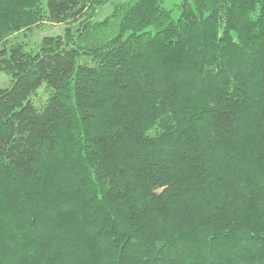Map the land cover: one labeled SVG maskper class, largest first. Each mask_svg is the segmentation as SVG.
<instances>
[{
	"label": "trees",
	"instance_id": "16d2710c",
	"mask_svg": "<svg viewBox=\"0 0 264 264\" xmlns=\"http://www.w3.org/2000/svg\"><path fill=\"white\" fill-rule=\"evenodd\" d=\"M178 8L0 0V264H264V0Z\"/></svg>",
	"mask_w": 264,
	"mask_h": 264
},
{
	"label": "rangeland",
	"instance_id": "374dc122",
	"mask_svg": "<svg viewBox=\"0 0 264 264\" xmlns=\"http://www.w3.org/2000/svg\"><path fill=\"white\" fill-rule=\"evenodd\" d=\"M116 1H126V0H116ZM164 8L170 10L172 12V17L174 20H177L180 15V9L178 8L181 4L182 0H161ZM112 7L110 5L104 7L100 12H98L97 17H95L96 21H100L105 18L107 15L111 13ZM71 27V26H70ZM67 25H52V24H42L33 30L24 33L17 34L16 38L12 42V44H17L23 47L25 52L35 51L39 42L44 37H55V36H63ZM10 86V79L7 74L0 71V88H7ZM163 185L159 186L158 179L151 181V190L154 195L160 192L163 189Z\"/></svg>",
	"mask_w": 264,
	"mask_h": 264
}]
</instances>
